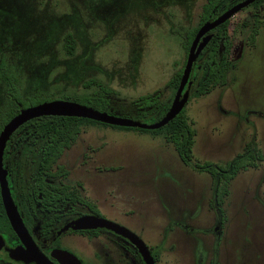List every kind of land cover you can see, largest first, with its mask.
Returning a JSON list of instances; mask_svg holds the SVG:
<instances>
[{
	"label": "rangeland",
	"instance_id": "374dc122",
	"mask_svg": "<svg viewBox=\"0 0 264 264\" xmlns=\"http://www.w3.org/2000/svg\"><path fill=\"white\" fill-rule=\"evenodd\" d=\"M205 2L0 0V113L9 107L5 70L17 78L21 97H32L26 107L67 100L155 122L162 112L148 113L134 100L173 99L169 80L185 64L186 34L199 24ZM228 22L226 82L189 95L184 106L194 129L190 164L163 134L101 123H83L57 161L84 183L104 217L161 245L166 264H264V1ZM67 34L75 41L72 55ZM197 84L194 78L190 94ZM100 86L111 90L108 106L88 105L83 97H97ZM247 152L254 163L228 181L217 203L218 176L195 164H225Z\"/></svg>",
	"mask_w": 264,
	"mask_h": 264
},
{
	"label": "flooded vegetation",
	"instance_id": "af4514ba",
	"mask_svg": "<svg viewBox=\"0 0 264 264\" xmlns=\"http://www.w3.org/2000/svg\"><path fill=\"white\" fill-rule=\"evenodd\" d=\"M25 123L7 140L2 164L27 236L21 237L11 226L0 188V264H148L141 247L126 234L106 227L75 228L73 221L81 216L106 217L86 196L84 183L71 179L66 165L57 163L63 152L51 165L50 134ZM111 221L141 238L128 225ZM141 241L153 264H166L161 245Z\"/></svg>",
	"mask_w": 264,
	"mask_h": 264
},
{
	"label": "trees",
	"instance_id": "16d2710c",
	"mask_svg": "<svg viewBox=\"0 0 264 264\" xmlns=\"http://www.w3.org/2000/svg\"><path fill=\"white\" fill-rule=\"evenodd\" d=\"M264 0H256L252 4H260ZM231 0H206L202 7V13L199 24L186 34V40L184 43V49L186 55L199 27L206 21L214 19L218 14L226 10L230 5ZM220 24L213 30H211L212 37L207 43V45L200 52L196 63L193 66V72H191L189 80L195 78L198 80L197 86L192 91L191 95H203L207 93L213 86L223 85L226 82L227 72L230 68L229 62L226 60V53L228 50V22ZM261 22L256 20L254 22L253 28L248 35L250 43H254L255 37L258 34V28ZM64 47L68 55H72L75 47V41L71 34H67L64 38ZM183 67L173 74L169 80V86L171 88L172 94L178 87L180 77L182 74ZM2 79L5 84L6 95L9 99V107L6 112L0 113V127L7 123L14 115L19 112V104L22 107H26L25 103L31 101L32 97L22 98L17 86V78L12 74H8L5 70L2 72ZM95 80L91 79L86 82V84H94ZM87 86V85H86ZM100 92L97 95L98 99L92 96L83 97L88 105L93 102L102 106H108L109 99L108 94L111 90L107 87L100 86ZM172 98L168 102H158L156 98L152 95H141L134 100V104L137 108L145 109L148 113L153 115L159 113L160 115L155 119L158 121L168 110L171 104ZM83 123H101L94 120L70 116H42L40 118H34L25 123V125H37L40 128L39 132H46L50 134L51 137V152H50V162L54 165L57 159L60 157L61 153L66 147L72 145L76 140L77 134L80 131V127ZM107 125L105 123H101ZM113 126V125H111ZM119 127V126H114ZM127 128V127H122ZM130 128V127H128ZM139 129V128H136ZM142 131L152 132L153 134H163L166 141L171 142L180 158L186 164L192 162V144L194 137V129L191 127L188 117L185 112V107L178 113L169 123L163 127L155 130L140 129ZM258 158L261 157L260 154L257 155ZM256 159V156L247 152L245 154L239 155L236 159L231 162H226L225 164H212L211 162H203L202 164L196 163L195 166L198 169L205 170L213 177H217L216 184V201L221 202L223 195L226 193V187L228 181L234 177V175L242 168L252 165ZM87 204H90L87 200L83 199ZM91 205V204H90Z\"/></svg>",
	"mask_w": 264,
	"mask_h": 264
},
{
	"label": "water",
	"instance_id": "95a60500",
	"mask_svg": "<svg viewBox=\"0 0 264 264\" xmlns=\"http://www.w3.org/2000/svg\"><path fill=\"white\" fill-rule=\"evenodd\" d=\"M256 0H242L231 7L227 8L214 19L204 22L196 32L191 44L189 46L185 64L183 66L182 74L178 87L175 91L171 104L165 114L156 122L144 123L138 120L122 118L99 111L95 108L67 100H52L44 101L36 105L22 107L20 106L19 113L13 116L2 128L0 132V188L2 202L5 208L6 215L15 232L23 237L27 236V232L19 218L17 210L13 204L10 191L6 180V171L3 168L2 156L6 142L10 135L25 122L42 117V116H70L78 118H86L108 125L119 127L139 128L146 130H155L163 127L169 123L180 111L184 108L189 99V87L191 81L189 80L193 65L203 48L207 45L212 35L208 32L230 19L234 14L244 7L252 4ZM75 228H95L106 227L117 232L128 235L135 243L141 247L148 264H153L150 255H146L147 251L144 243L135 234L129 232L127 229L115 224L114 222L97 215H84L73 221Z\"/></svg>",
	"mask_w": 264,
	"mask_h": 264
}]
</instances>
